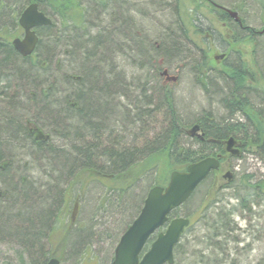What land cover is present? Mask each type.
Returning <instances> with one entry per match:
<instances>
[{
    "label": "trees",
    "instance_id": "trees-1",
    "mask_svg": "<svg viewBox=\"0 0 264 264\" xmlns=\"http://www.w3.org/2000/svg\"><path fill=\"white\" fill-rule=\"evenodd\" d=\"M32 1H36L48 15L54 17L52 28L54 27L58 32V39L51 32L46 34L45 38L49 41L43 42L37 47L38 59L42 57L43 60L47 59L48 67H50L51 61L54 62L56 55L64 56L66 60L56 66L57 70L53 66L44 70L49 73L47 81L50 83L54 81L52 85L50 83H48L49 86L46 83L37 85L42 77L40 60L33 62L35 65L31 63L33 65L31 66L27 59L18 57L13 50L0 48V86L3 90L7 89V95L15 91L16 87H25L27 91L23 95V102L28 108L32 107V96L36 95V99H33L34 102L36 101L34 107L47 117L51 122L49 124L69 138L73 133L71 128L64 129L59 126L60 121L52 116L54 109L43 105L42 101L45 99L41 98L42 95L40 96L42 91H48L49 95L53 88H57L58 96L60 95L58 100L63 104H67L70 98L75 99L76 106L71 108L74 111V119L80 120V128L86 134L80 138L77 137L74 145L66 141L62 146L65 151L60 153L58 145L55 147L52 144V146H45L43 149H40L39 146L32 147L21 138L20 131L12 133L9 125L0 128V135L4 137L2 141L6 143V148L15 153L16 158H20L22 166L28 163L35 164L36 171L40 175L34 183L31 178L27 179L24 176H17L15 180L16 176L8 177L6 174L8 172L6 166L0 168V236L9 235L8 232L11 231L15 233L13 238L17 237V240L21 239L27 243L28 247L35 251L30 255L32 264H46L49 258L56 257L55 254L50 253L49 249L45 252L44 247L39 246L37 249L38 245H36L43 234L51 243L49 237L54 231H57L58 245H64V249L74 250L75 248L80 252L83 251L79 254L80 256L78 255L80 259L75 264H85L96 260L97 256L92 250L96 234L92 227L95 223L86 228L87 232L84 226L76 227L77 229L74 230L75 214L70 213V216L68 214L70 194L73 195L74 188L76 193L80 194L91 182L96 181L105 187V194L101 197L100 206L105 203L111 206L115 204V206H120L118 209L116 207L111 209L122 217L119 220V226L125 224L124 228L123 226L117 227V230L123 228L118 230L117 238L114 241L117 244L121 234L132 223L143 205L146 189H141V184L146 187L145 184L148 183L149 191L156 185H165L172 171L184 170L190 163L207 156L214 157L217 154L227 157L228 154L224 151L221 141L231 135L236 137L242 145L241 152L246 151V153H251L264 161V69L258 62L253 68L239 56V60L233 67H228L226 64L217 75L213 76L215 81L223 84L222 87H219V92L217 90L215 94L221 95V109L226 111L227 115L217 118L211 111L204 112V119L199 121L197 119L194 123H200L205 140L187 138L188 141L184 139L186 127L183 124L182 115L174 106L173 98L170 95L163 96L160 93L159 96L156 95L152 98L153 95H147L144 86L142 89L141 86L134 85L135 77H131V80L126 82L127 77L123 70L116 71L118 70L116 64V69H112L114 58L119 57L123 61L130 54L145 58L149 63L152 62L153 67L149 68L154 72L162 67L160 58L167 60V58L179 57L184 61H195L192 66L194 67L193 73L195 76L197 74L200 88H206L204 76L207 67L205 64L208 51L212 50L210 44L206 42L211 39L213 32L210 26L209 29L206 28L208 31L202 28L201 18L205 19L208 13H214L217 18L219 17L218 20L226 23L225 27L230 28H228L230 31L227 35L225 34L226 37L220 31L216 33V37L226 40L232 46L231 49L234 47L233 43L239 45V42L245 40L249 43H257L258 37L264 34V32L260 33L261 29L256 30L247 24L240 14L239 5L231 4L233 10H239L237 14L242 27H237L233 23V18L224 10L215 8V4H220L214 0H173L172 2L168 0H133L136 2V6L153 9L162 20L169 21L164 26L154 22L151 32H146L141 31L139 23L128 16L129 9L125 7H128L126 4H129L131 0L121 2L115 0L113 8L110 7L113 12H108L110 0H98L96 6L85 8L91 28H94L96 32L94 35H87L86 40L83 41L82 34L79 36L76 34L74 38L73 35L66 34L68 30L80 32L83 27L82 24L71 23V21H85L84 14L76 9V6L78 8L80 4L77 3L74 7L71 0H59V2L57 0H0V23L10 22L13 26L16 25L22 9ZM205 2L207 5H204ZM205 6L208 13L203 12L202 8ZM68 13H74V15H68ZM58 20L61 26L57 25ZM11 28L13 29L12 26ZM50 30L51 28L46 29V31ZM72 38L74 41L76 40L75 43L70 41ZM202 44H205L206 48ZM259 46L258 54L262 53L264 56V46L263 44ZM200 48L201 50H199ZM196 51L200 54L198 59ZM233 51L240 54L237 46L233 48ZM185 52L188 53V56L184 55ZM67 61V64H63ZM107 65L109 68L111 67L109 72L106 71ZM134 66L137 65L134 64ZM42 78L44 79V77ZM46 87H50V89ZM131 87H135V97L130 94V91L134 90ZM205 90L204 92H206ZM151 93L155 95L157 91L152 89ZM119 97L127 101L126 107L122 108L119 105L117 102ZM11 99H13L12 96ZM11 99L8 101L10 102ZM18 107L22 111L26 108ZM139 107L146 108L145 114L144 111L143 114L138 112ZM160 108L165 111L166 125L161 132L153 136L152 140L138 146L139 142L131 144L128 137H121L117 134L123 125L127 128L141 123L142 116L146 115L155 119L154 114ZM237 115L240 116L239 121H235L234 117ZM88 120H93L95 123L88 124ZM109 124L114 126L108 134ZM124 130L126 131V129ZM90 131L97 132L93 134ZM207 138L214 141H208ZM4 157L1 156L0 161H3ZM15 172L20 173L21 171L15 170ZM211 174L181 207L186 208L188 204L192 203L196 193L202 190L206 183H208L206 188H211ZM63 182H66L65 187H60ZM243 184L248 189L258 190L264 196V181L249 183L247 180V183ZM136 186L140 187L143 192L142 197L134 193ZM226 186L223 185L219 190L216 188L215 191L220 192ZM222 200L223 198H215L210 200L206 206L207 214L212 213L214 217L212 216L213 221L206 227L209 234L205 239L204 249L209 252L210 256L221 254V258L213 260V263L209 260L205 264H239L236 261H231L233 252L229 247L230 241L233 240L232 232L237 229L236 224L231 225L229 218L235 212L232 209L226 210L221 204ZM78 202V199L74 200L72 211L75 205L78 208ZM239 204L242 209L251 212V205L247 203L245 197L239 199ZM15 207L19 208L17 213H23L21 216L12 214ZM181 207L174 209L170 213V218L180 216ZM132 210L135 211L131 212ZM129 214L133 215L127 220L126 216ZM192 214L194 213L185 212L184 217L191 218ZM207 214L203 215L209 217ZM65 215L69 216L66 220L67 223L62 219ZM193 221L195 222L196 219ZM192 226L191 221L188 229ZM97 237L99 240H103L102 237H112V240L114 238L111 233L106 235L104 232ZM154 237L155 235L148 241L145 251L149 248ZM182 246L180 240L174 248V255H179L182 252ZM56 258L60 259L58 256ZM112 259L113 253L109 260L110 263ZM260 264L264 263L260 261Z\"/></svg>",
    "mask_w": 264,
    "mask_h": 264
},
{
    "label": "rangeland",
    "instance_id": "rangeland-1",
    "mask_svg": "<svg viewBox=\"0 0 264 264\" xmlns=\"http://www.w3.org/2000/svg\"><path fill=\"white\" fill-rule=\"evenodd\" d=\"M69 1V0H66ZM79 1V2H78ZM124 1V0H120ZM172 2L173 0H168ZM218 2L220 5L224 6H231V4L239 5L240 7V14L241 16L247 21V24L251 27H254L256 30H259L262 28L263 25V16H264V0H214ZM59 2V0H57ZM77 3L80 4V6L77 8ZM98 3V0H76V9L79 10L84 14L85 21H71V23H79L82 24V29L79 31H71L68 30L66 32L67 35H73L76 37L79 36V34H82L83 41L86 40L87 35H94L96 30L94 28H91V22H89V19L87 18L86 9H88L90 6H96ZM136 2L133 0L130 1L129 4H126L125 7L128 10V16L135 19L136 23H139L138 26L142 28L144 31L151 32L152 27L154 26V22H157L158 24H167L169 21H164L161 19V17L156 14L153 9H143L144 6H136ZM115 5V0H110L109 8ZM204 5H207L205 2ZM136 6V7H135ZM138 7V8H137ZM86 8V9H85ZM108 9V12H113V9ZM203 7V12H207L208 10ZM208 13V12H207ZM113 14V13H109ZM68 15H74V13H68ZM52 19L54 17L50 15ZM219 18V17H218ZM216 14L208 13L207 17L205 19L201 18V24L202 28L204 30L208 31V27H211V30L213 32L211 39L206 42L210 44V47L212 50L208 51V58L206 61L205 66L207 67V70L205 71L204 76V83L205 87L201 89L198 84L197 76L195 77L193 71L195 61L192 60H182L177 58H167V60L164 58H160V65L162 68H167L169 72L172 75H175V70L180 69L179 72V78L178 81L171 85V91L170 96H173L174 99V105L176 109L178 110L179 114L182 115L183 124L187 129L190 125H192L197 119L198 121L201 119H204V112L211 111L213 115L217 118H222L223 116H226V111L221 109L220 99L221 95H216L215 92H219V87H222L223 84H221L218 81H215L213 76L218 74V70H222L224 66L227 64L226 60L224 62L215 61L213 59V56H217L221 53H224L225 50L229 52V57L227 59V62L236 63L239 60V56H241V59L248 65L252 66L253 68L256 67L255 64L258 62L262 68L264 69V56H262V53L258 54V50L260 49L261 44L264 46V34L260 35L258 37V42H252L249 43L247 40L239 42V45L234 44L233 42V48L237 46V50H239L240 54L233 51L232 46L228 44L226 40H221V38L216 37L218 31L223 32L224 36L227 35L228 31H230L229 27H225L222 24V21L218 20ZM205 20V21H204ZM70 21V20H69ZM142 22V23H141ZM199 23V22H198ZM57 25L61 26L60 21H57ZM57 28V27H56ZM208 28V29H206ZM229 28V29H228ZM226 37V36H225ZM73 38L70 40L72 43L75 41ZM73 40V41H72ZM119 40V39H118ZM117 40V41H118ZM121 42V41H119ZM153 42V41H152ZM159 42V41H158ZM79 43V41H77ZM81 43V42H80ZM205 43V42H204ZM82 44V43H81ZM160 44V42H159ZM202 46H205V44H202ZM114 48V47H113ZM187 50V48H186ZM197 50V49H196ZM201 50V48L199 49ZM232 50V51H231ZM126 51V50H124ZM198 51V50H197ZM196 51V58L198 59L200 57V54ZM184 55L188 56V53L185 52ZM260 58H263L262 60ZM44 58L39 59L40 60V71L42 73L41 81L37 83V85H41V83H50L48 82V76L49 73L44 72V70H48L54 67L55 70H57L56 66L60 65L62 61H65L64 56H55L54 62H50V67H48V61L47 59L43 60ZM57 60H59V63H57ZM114 65L112 67L117 69L116 71H120L119 69L123 70L126 75V82L130 81L131 77H135V80H133L134 85L143 89V86L145 87H154L156 88L159 83H161L162 78L158 77L157 72L151 71L149 67H153L152 62H148L145 58L136 57L134 54L128 55L127 58H125L123 61L117 57L113 59ZM166 61V63H164ZM67 62L63 64H67ZM116 64V66H115ZM136 64L137 66H134ZM108 66V65H107ZM60 68V67H59ZM111 67L109 66L106 68V71L109 72ZM115 71V70H113ZM77 74V73H76ZM156 74V75H155ZM177 75V74H176ZM211 80V81H210ZM214 80V81H213ZM54 83V81L52 82ZM52 83H50L52 85ZM48 84L47 86H49ZM132 88V87H131ZM132 91H130V94L132 97H135V87H133ZM204 89H206L204 92ZM258 93V92H257ZM147 95H149L147 93ZM153 95V94H151ZM153 95V97H155ZM119 105L123 108L126 107L127 101L123 98L119 97V100L117 101ZM155 102V101H154ZM136 104V103H135ZM137 106V104H136ZM147 108V106H146ZM145 107H139L138 112L144 111L145 114ZM150 108V106H149ZM153 108V107H151ZM163 109V107H162ZM161 108L154 114V118H148V116H142L141 123H138L135 126H129L124 127L122 126V130L126 129V133L123 132L124 135H127L129 139L132 138V136H135L137 142H139V145H142L144 141L153 138L154 135L158 133V131L161 130L160 127H162V124L164 123V111ZM159 112V113H158ZM236 120L239 121L240 116L234 117ZM114 120V117H113ZM147 120L151 122H147ZM232 121V122H235ZM115 122V121H114ZM204 122V121H203ZM120 125V124H119ZM113 124H109L107 127L108 134L113 128ZM141 129V130H140ZM149 133V134H147ZM122 135V134H121ZM65 134H61L60 131H58L57 135V145H58V151L64 152L65 148L62 146L65 145L66 141L67 143H70L71 145L75 144V140L73 136L67 138L64 137ZM123 136V135H122ZM139 136V137H138ZM141 137V138H140ZM151 137V138H150ZM108 138V136H107ZM190 139L189 137H184L185 140ZM110 139V138H108ZM188 141V140H187ZM140 142H142L140 144ZM66 154V153H64ZM4 160L9 161L10 166H8L6 173L8 177H15V180L18 177L25 176L28 174H31L32 179L35 181L40 175L37 171H26L24 172L22 169V165L20 163V158H16L15 155L7 154V156L4 157ZM228 162L233 165V178L230 182H227L224 179H222V173L215 172L213 175L212 180V186L211 188H206L208 186V183H206V186L202 187V190L198 191L195 195V199L192 203L188 204L186 208L181 207L179 210V215L184 216L185 212L188 213H194L192 214V217L190 220L193 223V226L186 230L184 235L181 238V243L183 250L179 255H174L175 258V264H205L207 261H211L213 263V260L220 259V255H208V251L204 249V246L206 244V237L208 238V231L206 230V227L209 225L210 222L213 221V215L207 214L206 206L210 200H213L215 198H223L221 204L226 210L232 209L233 212H235L233 215L230 216V223L231 225L237 226V229L232 232V241L231 244H229V247L232 249V258L231 261H236L239 264H260V261L264 263V196L261 195L258 190H252L248 189L244 186V182L247 183V180L249 183H255L257 181H264V161H261L258 159L255 155H252L251 153H246V151L241 152V156L238 158H235L233 160H228ZM225 163V162H224ZM21 171L20 173L15 172ZM1 178V176H0ZM39 179V178H38ZM37 179V180H38ZM66 182H63L60 187H65ZM229 184V185H228ZM146 187H144L142 184L140 185L141 189H146L145 196L147 194V186L148 183L145 184ZM227 185L224 190L215 191L216 188L218 190L223 186ZM4 186V184H3ZM140 187L136 186L134 188V193L139 194L141 197L143 196V192L141 191ZM252 188V187H251ZM255 192H257L255 194ZM105 194V187L96 182L93 181L91 184L88 185L86 190L83 193H76V190L74 188L73 195L70 194V202L68 203V214L70 216V213L73 209V202L75 199H78V208L75 211V217H76V224L74 226V230H76L78 227L84 226L85 231L90 225L94 224L92 227V230L94 233V241L92 244V250L94 251L95 255L97 256L96 260L86 262L85 264H111L110 263V257L113 253L114 256V249H115V239L117 238L118 232L122 230L125 227V224L123 226H119V220H121V216L119 214H116L114 210H111L112 207H116L118 209L120 206H111L108 203H105L100 206V200L101 197ZM77 195V196H76ZM246 198L247 203L250 204V211L244 210L241 208L239 204L240 198ZM18 207V206H17ZM114 209V208H113ZM19 208L17 209L15 207V211L13 210L12 214H18L22 215L23 213L19 212ZM135 210H132L131 212H134ZM134 214V213H133ZM133 214H129L126 217L129 220ZM203 214H207L208 216H204ZM68 216V217H69ZM213 216V217H212ZM67 215H65L62 219L63 222L67 220ZM196 219L194 222L193 220ZM67 223V221H66ZM55 226V223H53ZM59 226V225H58ZM119 226V227H118ZM122 229H118L121 228ZM77 227V228H76ZM76 228V229H75ZM111 233L112 236H114L113 240L111 238H104L98 239V235L100 233ZM9 235L0 236V264H32L30 255L34 254V250H31L28 247V244L23 242L21 239L17 240V237L13 238L14 234L13 232L9 231ZM57 231H54L50 237L48 242L46 236L44 237V234L42 237L37 241L38 247L42 246L44 247V251L46 252L48 249L51 251L50 253H53L56 255V257H60V264H75L76 261L80 259V253H83L79 250H72L71 248L64 249V245H58V237H57ZM72 234V233H71ZM19 235V234H16ZM74 235V234H72ZM44 237V238H43ZM99 240H97V239ZM231 240V239H230ZM221 243V242H220ZM114 246V247H113ZM68 247V246H66ZM228 247V244H227ZM114 248V249H113ZM241 252V253H240ZM79 255V256H78ZM231 258V257H230Z\"/></svg>",
    "mask_w": 264,
    "mask_h": 264
},
{
    "label": "water",
    "instance_id": "water-1",
    "mask_svg": "<svg viewBox=\"0 0 264 264\" xmlns=\"http://www.w3.org/2000/svg\"><path fill=\"white\" fill-rule=\"evenodd\" d=\"M226 11L232 18L239 20L235 11L230 9ZM51 22L43 12L38 11L37 4H30L19 18L25 32L24 37L22 40L14 39V47L23 56L31 54L37 43V36L31 29ZM260 32H264V24ZM163 74H167V70H164ZM175 79V76L167 78L169 81ZM198 129L195 125L188 133L202 138V135L197 134ZM224 144L227 152L239 155L240 150L235 147L234 137H229ZM218 167L219 160L216 157H205L190 163L183 171H172L165 186L156 185L149 189L138 215L120 236L111 264H174V248L189 227L190 220L186 217L169 219V214L185 203L209 172ZM229 174L227 172L225 177L230 178ZM157 231L156 238L142 254L147 241ZM46 264H59V260L51 258Z\"/></svg>",
    "mask_w": 264,
    "mask_h": 264
},
{
    "label": "flooded vegetation",
    "instance_id": "flooded-vegetation-1",
    "mask_svg": "<svg viewBox=\"0 0 264 264\" xmlns=\"http://www.w3.org/2000/svg\"><path fill=\"white\" fill-rule=\"evenodd\" d=\"M72 2V6H74L76 4V0H71ZM79 2V1H78ZM30 3H36L37 4V9L38 11H41L44 13V15H46L48 18L51 19V23L50 24H42L39 26H35L33 27L31 30L34 31L35 35L37 36V43L36 46L33 50V52L29 55L23 56L22 54H20L18 52V50L14 47L13 45V40L18 38L20 40L23 39L24 37V29L22 28V26L19 23V18L21 13L24 11V9L30 4ZM215 8L221 9V10H226V9H230L233 10L232 6H228V7H222L219 8V6H217V4L214 5ZM235 12H239V10H233ZM226 12V11H225ZM227 13V12H226ZM229 15V13H227ZM230 16V15H229ZM231 17V16H230ZM232 18V17H231ZM233 23L235 25L242 27V23L239 20H235L234 18L232 19ZM232 23V24H233ZM225 26V22L222 23ZM53 25V19L50 17V15H48L43 8H41L40 5H38V3L36 1H32L29 2L20 12L19 16H18V20H17V24L16 25H12L10 22H3L0 23V48H3L4 50H13V52H15V54L22 58V59H27V62H30V64L38 59V49L37 47L42 44L43 42H48L49 39H46L45 36H47L46 34L48 32H51V34H55V38L58 39V32H56L54 29V27L52 28ZM11 26L13 27V29L11 28ZM47 28H51L50 31H46ZM224 56L225 52L223 53ZM43 58V57H42ZM57 63H59V61L57 60ZM35 65V64H33ZM2 86H0V112H2L0 114V128L1 127H6V126H10L11 128V132L12 133H17V132H21L22 136L21 138L27 142V143H33L36 147H40V149H43V147H48V146H52V144L55 145V147L57 146V135H58V129L53 127L52 124H44L42 121V114L40 112L39 109H36L34 106L35 102L34 100L36 99V95L32 96V107L28 108H24V110L22 111H18L16 113H13L12 111L9 110V99H11V96L13 98L19 99L21 102H23V95L25 94V91H27L25 89V87L21 88V87H16L15 91L8 93L7 95V89L1 88ZM47 89H50V87H46ZM3 91V92H2ZM48 91L44 92L42 91V93H40L41 98L45 99L42 101L43 105H46L48 99L50 97H52L54 95V88L52 89L51 93L48 95L47 93ZM5 97H4V96ZM34 99V100H33ZM40 99V97H39ZM25 103V102H23ZM22 105V104H21ZM41 105V104H40ZM12 122H10V121ZM51 123V122H50ZM1 134V133H0ZM4 137L0 135V157L2 156H6L7 154L10 155H16L15 153L9 151L6 148V143H4ZM239 145V144H238ZM223 147V146H222ZM242 145H240V149H241ZM37 149V148H36ZM224 151L226 152V154H228L227 157H223L220 154L216 155V158H218L219 162H220V166L218 168L217 172L222 173L221 171H223L222 173V179H224L225 176H227V172H229L230 174V178L229 180L231 181L233 178V165H231L228 160H233L235 158H237V156H234L232 154H229L225 148L223 147ZM241 151V150H240ZM48 154V153H47ZM49 156V154L47 155ZM225 162V163H224ZM26 165V164H25ZM8 167L10 166L9 161L4 160L0 161V168L3 167ZM76 211V207L74 208V210L71 212V214L73 215Z\"/></svg>",
    "mask_w": 264,
    "mask_h": 264
},
{
    "label": "bare ground",
    "instance_id": "bare-ground-1",
    "mask_svg": "<svg viewBox=\"0 0 264 264\" xmlns=\"http://www.w3.org/2000/svg\"><path fill=\"white\" fill-rule=\"evenodd\" d=\"M178 17V16H177ZM139 28H140V26H139ZM141 31H144L143 29L141 30ZM149 33V32H148ZM220 55H223V57H219ZM225 55L226 56H224V54L223 53H221V54H219V55H217V59L215 58L216 56H213V59L215 60V61H220L221 60V62H224L225 61V58H226V63H227V66L229 67H233V65H234V63H232V62H227V59H228V57H229V52L227 51V50H225ZM164 70H167V74H163V71ZM219 71H221V70H218V72ZM179 72H180V69H176L175 70V73L177 74H175V75H172L170 72H169V70L167 69V68H162L161 70H158L157 71V75H158V77L160 78H162V81H161V83H159V85L156 87V88H152V87H145L144 86V88L146 89V91H147V93L149 94V95H151L152 93V89H155L156 91H157V96H159V94L160 93H162L161 95H170V93H172V91H171V85L172 84H174V83H176L177 81H178V76H179ZM223 74L224 75H226L224 72H223ZM172 76H175L176 77V79L174 80V81H169V80H167V78L168 77H172ZM196 76H197V74H196ZM195 76V77H196ZM151 90V91H150ZM58 92H59V90L57 89V88H54V95L52 96V97H50L49 99H48V101L46 102L47 104H46V107H48V108H50L51 107V109H54L53 110V112H52V116L56 119V120H58V121H60V125L59 126H61V127H63L64 129H68V128H71V132L73 131V133H74V135H73V133H72V136H73V138L74 139H76L77 137H79L80 138V136H82V135H86L85 134V131L83 132V130L80 128V120L79 119H74V111L71 109L72 108V106H76L75 105V99H73V98H70V101L67 103V104H63L61 101H59L58 99H59V97H60V95L58 96ZM154 95V94H153ZM152 96V95H151ZM65 97V96H64ZM152 98H153V96H152ZM172 98H173V96H172ZM22 101V100H21ZM19 99H16V98H13V99H11V101L9 102V110L10 111H12L13 113H16L17 112V110L18 111H21L20 109L21 108H19L18 106H24V107H26V104L24 103L23 104V102H21ZM173 101H174V99H173ZM22 104V105H21ZM175 106V105H174ZM59 112H60V114H59ZM165 112V111H164ZM149 118V117H148ZM42 121H43V123L44 124H49L50 122H49V120L47 119V117H45V116H43L42 115ZM150 119V118H149ZM10 121V120H9ZM166 118H165V113H164V123L162 124V127H160L161 128V130L160 131H158V133L159 132H161L162 131V129L164 128V126L166 125ZM10 122H12V121H10ZM147 122L149 123V122H151V121H149V120H147ZM88 124H94L95 122L92 120H88V122H87ZM195 125H197L198 126V131H197V134H200V135H202V138H199V137H197L196 136V134L194 135V136H192V135H190L189 133H188V131L193 127V126H195ZM120 131H118L117 132V134H119V136H121V137H126L127 138V135L125 136L124 134H123V132L125 131V130H122V128H120L119 129ZM141 130V129H140ZM90 132H92L93 134H95L97 131H90ZM89 132V133H90ZM126 132V131H125ZM157 133V134H158ZM91 134V133H90ZM123 136H122V135ZM147 134H149V133H147ZM184 134L187 136V137H189L190 139H193V138H197V139H199V140H205V136H204V132L202 131V129H201V127H200V123H193L192 125H190L187 129H184ZM139 137V136H138ZM229 137H234L233 135H231V136H229ZM228 137V138H229ZM151 138V137H150ZM228 138H226V139H224V140H222L221 141V143H222V146L225 148V144H224V141L225 140H227ZM129 139V138H128ZM234 139L236 140V145H235V147H238L239 149H240V143H239V141H238V139L236 138V137H234ZM130 141H131V144L132 143H136V138H135V136H132V138L131 139H129ZM150 139H148V140H146V141H149ZM207 140L208 141H214L213 139H209V138H207ZM146 141H144V142H146ZM32 147H34L35 145L31 142V143H29ZM131 144H130V146H131ZM239 144V145H238ZM225 150H226V148H225ZM241 150V149H240ZM229 153V152H228ZM230 154V153H229ZM205 158V157H204ZM203 159V158H202ZM22 167V169H23V171L24 172H26L27 170L28 171H31V172H33V171H36V165L35 164H33V163H28L27 165H23V166H21ZM211 173H213V174H211ZM214 173H215V170H211L210 172H209V174H208V176L207 177H209L210 176V174H211V176H212V178H213V175H214ZM24 177H26L27 179H28V177L29 178H31V180L33 181V183L35 182L33 179H32V177H31V174H28V175H25Z\"/></svg>",
    "mask_w": 264,
    "mask_h": 264
}]
</instances>
